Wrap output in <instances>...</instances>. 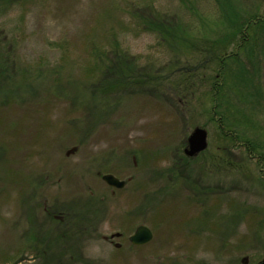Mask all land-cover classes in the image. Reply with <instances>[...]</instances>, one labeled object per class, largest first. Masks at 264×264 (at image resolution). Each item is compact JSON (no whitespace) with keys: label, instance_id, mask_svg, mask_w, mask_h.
<instances>
[{"label":"rangeland","instance_id":"1","mask_svg":"<svg viewBox=\"0 0 264 264\" xmlns=\"http://www.w3.org/2000/svg\"><path fill=\"white\" fill-rule=\"evenodd\" d=\"M227 3L242 22L264 19V0ZM145 8L187 44L146 30ZM230 13L222 0H0V40L13 44L35 91L0 113V264L264 260V174L244 140L223 137L213 110ZM253 35L241 51L225 48L241 78L230 83L231 110L249 118L232 131L252 141L264 127L255 91L259 81L264 88V32ZM116 49L137 65L139 82L105 93L94 55ZM197 127L208 148L187 158ZM109 174L125 187L108 186ZM141 225L153 239L137 247L130 237Z\"/></svg>","mask_w":264,"mask_h":264},{"label":"trees","instance_id":"2","mask_svg":"<svg viewBox=\"0 0 264 264\" xmlns=\"http://www.w3.org/2000/svg\"><path fill=\"white\" fill-rule=\"evenodd\" d=\"M223 1V8L229 7L231 13L228 15L227 20L232 23V15L234 14L235 22L233 24V31L228 38L226 35H223V38L220 40L219 44H221V50L226 56L219 59V64H221V74L215 77V81H218L219 87L212 85L211 94L212 99L216 96L218 99L217 109L213 107V110H216V113L220 117V126L219 130L223 133V137L226 140H231L232 142H236L239 140H244L242 145L246 151L247 158H255L257 166L261 169L262 176L264 174V127L259 126L256 133V140L252 141L248 138L247 133H234L232 129L237 128L239 131L242 127L243 120L249 122V118L244 117L245 115L241 110L233 111L231 108H235L232 104V92L233 90L238 94L236 89H231L230 83L233 78H237L240 80V69L232 68L229 61L238 62L237 54L228 55L225 48H228L230 44L236 43L239 45L241 51L244 49L246 44H250L249 40L256 39L255 35L252 36V33L257 31L264 32V19L255 15L246 21L242 22V17L240 15H236L233 10V6L230 3H227V0ZM227 4V5H226ZM226 5V6H225ZM148 10H142V16H139L144 22V28L149 30L152 33H157L162 36V38L169 42L171 45L175 44H187V39L182 38L178 32V27L174 25L172 22H164L165 20L156 14H149ZM225 11V9H224ZM163 20V21H162ZM238 22V24H237ZM248 32V35L245 32ZM255 31V32H254ZM241 39V41H240ZM236 40V42H234ZM194 43H192L193 45ZM252 44V43H251ZM197 46L196 44H194ZM13 44L6 42L5 40H0V113L2 108H6L13 100H17L22 97L23 93H26L27 87L31 88V95L35 94L34 85L26 84L28 81L25 79V75H21V72L18 73L17 63L11 55L14 52L12 48ZM93 51V47H92ZM114 52V53H113ZM252 52V50H251ZM111 56L109 54H103L102 56H95L96 63L93 65V70L98 71L96 67H100V63L104 62V70H100V75L104 76V81L101 83L103 92L107 93L109 90L113 88H130V86L135 85L139 82V72L137 71L138 67L133 61L130 60L127 56L123 55L117 49L111 52ZM222 54V55H224ZM219 58V57H218ZM134 60V59H133ZM135 61V60H134ZM223 66V67H222ZM138 72V73H137ZM220 80V81H219ZM217 88V89H216ZM28 91V92H30ZM255 91L259 98H264V88L262 87L261 81H259L258 87H255ZM27 92V93H28ZM247 103V102H246ZM228 131V132H226ZM240 132V131H239ZM221 133V134H222ZM257 133L260 136H257ZM247 136V137H246ZM205 153V151L203 152ZM1 160V157H0ZM0 174H2L0 172Z\"/></svg>","mask_w":264,"mask_h":264},{"label":"water","instance_id":"3","mask_svg":"<svg viewBox=\"0 0 264 264\" xmlns=\"http://www.w3.org/2000/svg\"><path fill=\"white\" fill-rule=\"evenodd\" d=\"M208 148V133L203 128H195L190 136L188 137V145L184 150V154L188 158H193L204 152ZM102 180L110 187L115 189H122L125 187L126 183L120 181L113 175H104ZM119 236V235H117ZM153 239V233L147 226H139L135 233L130 237V242L134 246H144L149 244ZM243 264H248V259L245 258L242 260ZM264 264V260L257 263Z\"/></svg>","mask_w":264,"mask_h":264},{"label":"flooded vegetation","instance_id":"4","mask_svg":"<svg viewBox=\"0 0 264 264\" xmlns=\"http://www.w3.org/2000/svg\"><path fill=\"white\" fill-rule=\"evenodd\" d=\"M119 238H121V236Z\"/></svg>","mask_w":264,"mask_h":264}]
</instances>
